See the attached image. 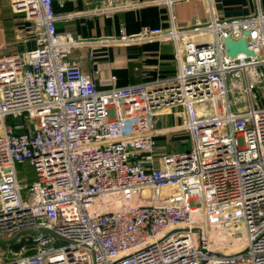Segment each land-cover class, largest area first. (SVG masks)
<instances>
[{
    "label": "built area",
    "instance_id": "1",
    "mask_svg": "<svg viewBox=\"0 0 264 264\" xmlns=\"http://www.w3.org/2000/svg\"><path fill=\"white\" fill-rule=\"evenodd\" d=\"M12 7L38 33L26 51L0 50V235L46 227L67 240L23 234L33 243L0 264H264V103L253 100L264 88V12L221 18L206 8L189 24L171 12L167 28H121L100 42L169 38L178 69L98 89L95 73L71 61L82 43L58 30L53 0ZM228 36L255 55L227 56ZM236 70L249 106L230 96ZM169 112L176 122L158 125ZM25 162L31 184L18 178Z\"/></svg>",
    "mask_w": 264,
    "mask_h": 264
},
{
    "label": "crops",
    "instance_id": "2",
    "mask_svg": "<svg viewBox=\"0 0 264 264\" xmlns=\"http://www.w3.org/2000/svg\"><path fill=\"white\" fill-rule=\"evenodd\" d=\"M13 1L0 0V43L2 40L6 42L5 37H10L6 31L12 32L14 27L21 32L14 31L13 42L26 51L37 45L38 32L24 13L19 12L22 13L20 16L14 11L13 15ZM113 1L53 0L58 30L71 31L82 43L74 50L71 61H78L85 72L95 73L98 89L164 79L178 69L174 42L169 38L100 42L118 37L121 28L130 35H137L144 25L167 28L171 25V12L181 23L189 24L196 15L204 16L206 8H211L221 18L246 17L255 14L257 9L264 12V0H195L179 2L172 8L158 0H120V4H113ZM4 15L7 19H3Z\"/></svg>",
    "mask_w": 264,
    "mask_h": 264
},
{
    "label": "rangeland",
    "instance_id": "3",
    "mask_svg": "<svg viewBox=\"0 0 264 264\" xmlns=\"http://www.w3.org/2000/svg\"><path fill=\"white\" fill-rule=\"evenodd\" d=\"M11 10L14 15L15 10L13 8H11ZM16 14H20L21 16L22 13L17 12ZM223 18H229V17H223ZM3 19H7V15H4ZM14 31H16V33L21 32V30L17 32V30L14 29V27H12V32L9 29L8 31H6V33L9 34L10 37H7V38L5 37L6 42L2 40V42L0 43V50H2L3 52L23 51V48H21L18 43L13 42L14 39L12 37L15 35ZM116 68H119V67L117 66ZM227 77H228L227 82H228V88L230 91V96L235 101H237L238 107H244V105L249 106L250 104H249V99H248V93L246 91V81H245L243 71L241 70L232 71L228 74ZM253 93H257L258 95L256 98H253L254 105L259 106L260 104H262V101L264 102V88H255L253 89ZM260 99L261 101L258 102ZM173 109L177 110L178 108L173 107ZM174 117L175 115L169 112L168 115L160 116L159 117L160 122H157V124L165 126L173 122H176ZM170 143L171 141L169 138H163L161 140L162 148L170 147ZM17 173H18V178L21 184H31L36 178V171L29 162L19 164L17 166Z\"/></svg>",
    "mask_w": 264,
    "mask_h": 264
},
{
    "label": "water",
    "instance_id": "4",
    "mask_svg": "<svg viewBox=\"0 0 264 264\" xmlns=\"http://www.w3.org/2000/svg\"><path fill=\"white\" fill-rule=\"evenodd\" d=\"M222 41L225 46V54L231 58H236L240 53H245L251 56L255 55V53L249 49L248 41L246 40V38L235 40L230 36H228V37H222ZM37 231L48 232L50 234L55 235L58 239L67 240L64 236L57 234L50 228L39 227V228L25 229L19 231L18 233H16L11 237H3L0 235V256H4L7 253L8 249L18 252L21 250L23 245L32 244L33 241H26L24 237L21 235L34 234ZM20 236H21V240L17 242V239Z\"/></svg>",
    "mask_w": 264,
    "mask_h": 264
}]
</instances>
